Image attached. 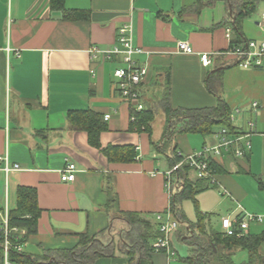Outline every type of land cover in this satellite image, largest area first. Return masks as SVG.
I'll list each match as a JSON object with an SVG mask.
<instances>
[{"label":"crops","instance_id":"obj_1","mask_svg":"<svg viewBox=\"0 0 264 264\" xmlns=\"http://www.w3.org/2000/svg\"><path fill=\"white\" fill-rule=\"evenodd\" d=\"M201 1L65 0L67 10L88 13L66 20L62 11L51 8L50 0H0V47L16 51L9 56L0 53V167L6 159L10 167H20L0 171V213L16 209L20 186L37 190L42 211L37 234L28 237L21 232L24 251L40 256L48 250H70L82 234L112 232L118 243L120 231L128 228L120 212L154 215L156 223V215L170 208L165 188L170 171L167 154L174 147L187 156L218 145L220 127L210 136L199 135L198 148L191 147L188 134H177L167 153H161L166 116L159 117L164 113L160 103L168 75L173 109L216 107L219 99L206 87L212 74L214 90L232 114L241 111L232 122L235 132L249 133L248 121L255 123V134L239 144L242 156L234 152L212 156L218 166L216 185L202 182L193 171L189 179L204 188L196 196L202 214L213 217L225 211L217 215L220 224L223 217L235 218L246 211L263 217L262 222L250 224L247 234L264 232V66L243 73L232 66L236 64L228 54L233 33L230 10L223 0L205 6ZM259 12L242 23L247 41L260 42L264 36V7ZM125 26L132 29L133 48L141 51L133 61L147 69L138 90L145 109L156 112L151 136L131 130L133 110L121 97L113 75L124 67L122 56L103 60L90 55L92 47L122 48L119 30ZM179 42L189 43L194 53L180 52ZM203 53L213 55L210 67L202 66ZM70 111L94 112L104 119L109 115L108 130L100 137L102 148L134 146L136 161L110 162L89 144L86 132L71 128ZM69 164L76 166V178L62 182L61 171ZM172 249L174 258L151 254L153 264H172L178 256L173 240ZM188 250L185 257L190 246ZM259 254L264 262V242ZM127 262L116 251L114 259L96 264Z\"/></svg>","mask_w":264,"mask_h":264},{"label":"trees","instance_id":"obj_2","mask_svg":"<svg viewBox=\"0 0 264 264\" xmlns=\"http://www.w3.org/2000/svg\"><path fill=\"white\" fill-rule=\"evenodd\" d=\"M217 1L219 0H202L200 4L205 6ZM223 1L226 2L230 10L229 23L233 31L231 46L246 47L248 41L243 34L242 23L256 14L259 5L264 4V0ZM50 5L52 9L62 11L66 20L87 17L88 14L85 11L67 10L65 0H50ZM212 78L214 75L211 74L206 81V87L218 97L219 102L216 107L189 110L173 109L169 100L170 75H168L167 92L160 103L166 116L161 153H167L177 134H196L207 137L213 134L217 127H226L231 132H235L231 121L232 111L214 90ZM131 117H135V121H131V130L135 129L152 135L153 123L156 118L154 109L147 108L141 112H132ZM104 120L101 114L89 111H70L68 113V122L71 128L86 132L89 144L100 150L110 162L132 163L136 161L138 151L134 146L102 148L100 137L108 130L107 122ZM167 157L170 169L183 160V155L178 153L177 147L172 148L171 154H167ZM212 165L215 168L218 167L215 163ZM190 172L189 167L183 166L173 173L172 180L175 191L170 199V210L180 224H187L186 230L177 231V237L191 247L190 255L180 260L188 264H236L234 256L238 250H242L248 253V260L243 264H258L261 261L259 248L264 242V232L258 235L246 234L243 237H224L222 233L214 232L212 216L202 214L197 204L196 196L204 188L189 179ZM184 200H192L194 203L197 214L195 223L188 221L181 208V203ZM41 213L38 206L37 190L20 186L17 191V207L8 212L9 229L19 230L18 233L11 231L9 234L8 260L11 264H96L101 259H114L116 251L128 259L127 264H153L152 245L163 236L159 231L158 224L154 223L152 219L141 213L120 212L119 217L128 224V228L120 231L118 243L115 242L113 233L107 232L99 233L93 237L82 234L77 246L70 250H48L40 256L31 255L24 249L18 251L17 247L25 243L21 238L22 231H25L28 237L37 234ZM2 224L0 219V264L5 262V233ZM185 236L186 238H183Z\"/></svg>","mask_w":264,"mask_h":264},{"label":"built area","instance_id":"obj_3","mask_svg":"<svg viewBox=\"0 0 264 264\" xmlns=\"http://www.w3.org/2000/svg\"><path fill=\"white\" fill-rule=\"evenodd\" d=\"M132 29L130 26H125L119 30V43L122 48L114 47L112 49H101L99 47H92L90 50V55L92 59H97L102 57L103 60L111 59L114 56H122L124 67L116 69L113 73L114 78L117 81V89L121 97L132 107L133 112H141L145 109L144 104L141 101V94L138 90L139 86L147 75V69L138 67L133 61V55L140 53V50H136L132 46L131 38ZM230 30H228L227 37L230 38ZM178 49L180 52L186 54H193V47L187 42H179ZM15 50L11 47L1 48L0 53L6 52L8 56ZM16 52V51H15ZM19 55V52L17 51ZM233 57L236 66L242 69L260 68L264 66V36L260 42L248 41L247 46L242 45H232L228 53ZM201 63L203 67H210L213 63V55L210 53L201 54ZM253 108L257 110L258 104L253 103ZM240 110L234 111L231 115V121L235 120L236 115L240 114ZM110 116H105V121H109ZM135 121V117L131 118ZM247 125L250 127L251 131L245 134H237L236 132H231L226 127H220L217 130L216 136L218 138V145L214 147H203L201 150L196 151L187 156H183V160L176 164L167 173L166 178V191L171 199L174 194L173 188V178L172 175L178 169L183 166L189 167L193 171L197 178L202 181H208L212 185L217 184L215 167L212 165L214 161L212 156L220 157L222 153L230 154L234 152L236 156H242L243 151L239 144L245 139H249L255 127L253 121H248ZM246 146L251 149V142L246 141ZM19 165H14L10 167L7 159L5 160V165L0 167V171L9 173L12 170H19ZM76 166L74 164H69L61 171L62 182H73L76 178ZM0 219L2 220V228L5 233V262L4 264H11L8 260L10 239L9 234L12 232L18 233L19 230L12 229L8 227V212L0 213ZM263 217L258 215H253L244 211L235 218L232 216H226L221 219L222 234L224 237H243L247 234L250 224L253 222H262ZM156 223L158 224L159 231L163 234L162 237L158 238L152 245L154 253H166L170 258L176 256V252L172 249V235H174L179 229V220L172 214L170 208L165 212L156 215ZM24 245L17 247L18 251H23Z\"/></svg>","mask_w":264,"mask_h":264},{"label":"rangeland","instance_id":"obj_4","mask_svg":"<svg viewBox=\"0 0 264 264\" xmlns=\"http://www.w3.org/2000/svg\"><path fill=\"white\" fill-rule=\"evenodd\" d=\"M262 7H264L263 3H261L259 5L256 14H254V16H252L251 18H254L258 14L260 15L259 10L262 9ZM236 70H238L241 73L245 72L243 69L238 68V67H237ZM159 117H162V118L165 117L164 113L160 112ZM187 137H188V140H189V143H190L191 147L198 148L200 143L202 142V138L199 135L188 134ZM170 154H171V151H170ZM161 158L165 159V155L162 154ZM212 191H215V190L213 189ZM181 208L184 211V213H185V215H186L188 220H190L192 222H194L196 220L197 214H196V209L194 207V204H193L192 200H184L181 203ZM224 214H226L225 211L222 212V213L221 212L217 213V215H224ZM217 215L212 217V223H213L212 224V227H213L212 229H213L214 232L221 233L222 232L221 223L219 224ZM147 218L155 220V216L154 215H148ZM186 229H187V224H185V223L179 224V229L178 230H182L183 231V230H186ZM183 238H186V236L183 237ZM171 239L173 240L174 249L178 252V256L171 263L172 264H188L186 262H183L180 259L185 257V256H187V252H189V250H188L189 246L186 243H184L182 240H179L180 238L177 237L176 235H172ZM247 260H248L247 252L246 251H242V250H238L237 251V255L235 256V261L238 264H242L243 262H246ZM258 264H264L263 260H261Z\"/></svg>","mask_w":264,"mask_h":264}]
</instances>
